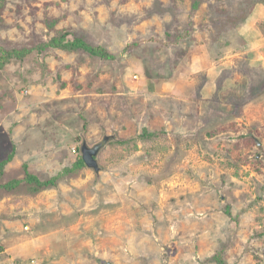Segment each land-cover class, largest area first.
I'll return each mask as SVG.
<instances>
[{
	"label": "rangeland",
	"instance_id": "374dc122",
	"mask_svg": "<svg viewBox=\"0 0 264 264\" xmlns=\"http://www.w3.org/2000/svg\"><path fill=\"white\" fill-rule=\"evenodd\" d=\"M263 14L264 0H7L0 59L29 52L0 67V163L14 155L0 264H264ZM63 33L113 58L44 48ZM106 137L99 173L65 172ZM27 172L57 181L4 188Z\"/></svg>",
	"mask_w": 264,
	"mask_h": 264
},
{
	"label": "trees",
	"instance_id": "16d2710c",
	"mask_svg": "<svg viewBox=\"0 0 264 264\" xmlns=\"http://www.w3.org/2000/svg\"><path fill=\"white\" fill-rule=\"evenodd\" d=\"M7 0H0V14L2 13L5 3ZM197 7L198 4H195ZM249 16L245 17L243 19V22L240 24H244ZM183 38V37H181ZM45 49L53 48V49H59L63 50L69 53L72 52H84L87 55H89L92 58H102V59H110L113 58V56L107 51L106 48H103L101 46H93L90 43H88L83 38H73L71 39L67 33H63L57 37H54L49 43L45 44ZM28 50H13V51H3L2 58L0 59V67H4L6 64L11 62L13 59H19L22 60L27 54ZM157 134L155 133H148L144 132L142 135L139 136V138H156ZM119 144H127L129 141L123 140L119 141ZM14 158V155L12 154L7 160L0 163V167L3 168L8 164L12 159ZM85 167V162L82 157H79L77 162L74 164V166L70 169H66L65 172L72 173V172H79L82 168ZM57 181V178H53L47 182H42L38 177L35 175L27 172L26 177L23 181L21 180H13L9 182L7 185L4 186L7 190H14L17 189L22 184H25L28 187V190L30 194L36 195L40 193L43 189L49 186H54ZM219 264H224V262L219 260Z\"/></svg>",
	"mask_w": 264,
	"mask_h": 264
},
{
	"label": "water",
	"instance_id": "95a60500",
	"mask_svg": "<svg viewBox=\"0 0 264 264\" xmlns=\"http://www.w3.org/2000/svg\"><path fill=\"white\" fill-rule=\"evenodd\" d=\"M108 141H109V137H106L100 144L96 145L93 148H90L87 145V143H84L82 145V149H81L82 158L85 162V165L88 168L93 169L96 173H99L100 171L96 157L99 154V152L107 145ZM108 264H111V263H108Z\"/></svg>",
	"mask_w": 264,
	"mask_h": 264
},
{
	"label": "crops",
	"instance_id": "0c3cea01",
	"mask_svg": "<svg viewBox=\"0 0 264 264\" xmlns=\"http://www.w3.org/2000/svg\"><path fill=\"white\" fill-rule=\"evenodd\" d=\"M261 10H262V7H257L256 9H255V14L257 13V16L259 17V15H260V13H261ZM262 16V18L264 19V14L263 15H261ZM260 18V17H259ZM263 19H261V20H263ZM250 20H253L252 18L250 19ZM242 34H244V36L245 37H247V39H248V36L245 34V33H242ZM251 34L253 35V36H256V31L255 30H251ZM250 40H252L251 38H250Z\"/></svg>",
	"mask_w": 264,
	"mask_h": 264
},
{
	"label": "built area",
	"instance_id": "2783aa9c",
	"mask_svg": "<svg viewBox=\"0 0 264 264\" xmlns=\"http://www.w3.org/2000/svg\"><path fill=\"white\" fill-rule=\"evenodd\" d=\"M7 264H17V263H7Z\"/></svg>",
	"mask_w": 264,
	"mask_h": 264
}]
</instances>
